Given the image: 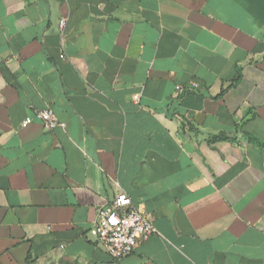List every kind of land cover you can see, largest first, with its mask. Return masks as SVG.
<instances>
[{"label":"crops","instance_id":"obj_1","mask_svg":"<svg viewBox=\"0 0 264 264\" xmlns=\"http://www.w3.org/2000/svg\"><path fill=\"white\" fill-rule=\"evenodd\" d=\"M0 264H264V0H0Z\"/></svg>","mask_w":264,"mask_h":264},{"label":"built area","instance_id":"obj_2","mask_svg":"<svg viewBox=\"0 0 264 264\" xmlns=\"http://www.w3.org/2000/svg\"><path fill=\"white\" fill-rule=\"evenodd\" d=\"M64 26L65 20L62 19L59 28L62 30ZM176 90L179 92L181 89L176 87ZM138 99L139 95L133 96L134 102H138ZM34 122L48 131L65 126L50 108L35 111L32 117L22 122L21 128L25 129ZM89 233L97 245L114 260L130 255L136 247L158 234L145 213L135 207L124 192L98 206L96 221Z\"/></svg>","mask_w":264,"mask_h":264}]
</instances>
